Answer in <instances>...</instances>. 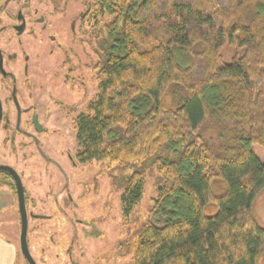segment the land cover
Masks as SVG:
<instances>
[{
    "label": "trees",
    "instance_id": "obj_1",
    "mask_svg": "<svg viewBox=\"0 0 264 264\" xmlns=\"http://www.w3.org/2000/svg\"><path fill=\"white\" fill-rule=\"evenodd\" d=\"M92 1L110 22L96 97L72 123L76 159L150 161L158 176L131 264H264V0ZM143 192L135 171L124 218Z\"/></svg>",
    "mask_w": 264,
    "mask_h": 264
},
{
    "label": "rangeland",
    "instance_id": "obj_2",
    "mask_svg": "<svg viewBox=\"0 0 264 264\" xmlns=\"http://www.w3.org/2000/svg\"><path fill=\"white\" fill-rule=\"evenodd\" d=\"M93 11L95 24L104 28L110 19L97 8ZM79 40L74 48L77 60L71 58V61L77 66V75L83 85L79 83V87L73 86L75 88L70 90V86L62 83L63 70L59 69L60 62L56 60L60 55L56 53L53 72L58 77L48 84L47 95L41 100L50 114L47 127L56 130L50 139L56 147L45 151L47 157L42 159L22 149L0 146V165L13 168L20 176L28 193V214L43 215V220L28 216V247L37 264H131L129 244L147 221L157 196L158 176L150 161L131 166L101 162L81 165L77 161L79 147L72 123L95 99L100 79L92 66L95 63L98 66L100 61L86 46V37L81 36ZM230 52L229 47L223 49L225 60L229 59ZM4 137L0 134V144ZM253 151L264 163V149L255 145ZM56 164L62 167L69 181L51 166ZM42 168H46L43 179L40 176ZM135 171L143 175L144 192L140 203L124 218L119 198L123 182ZM63 185H67V190L62 193ZM253 216L264 226V190L255 200ZM18 235L19 231L14 234L17 244ZM18 264H26L20 251Z\"/></svg>",
    "mask_w": 264,
    "mask_h": 264
},
{
    "label": "flooded vegetation",
    "instance_id": "obj_3",
    "mask_svg": "<svg viewBox=\"0 0 264 264\" xmlns=\"http://www.w3.org/2000/svg\"><path fill=\"white\" fill-rule=\"evenodd\" d=\"M93 8L92 0H0V134L5 135L0 146L3 149H22L43 159L47 157L45 151L56 147L50 141L56 130L48 129L46 121L50 114L41 100L47 95L48 84L58 77L53 72L56 61L63 70V84L70 86V90L81 84L78 68L71 61V58L77 60L74 48L81 36L86 37V46L99 60L105 33L104 28L95 24ZM56 53L60 57L54 61ZM92 66L97 71V63ZM51 166L68 179L60 165ZM43 171L46 173V168L41 169V179ZM6 183L14 187L11 176L0 171V184L7 186ZM67 185H63L62 193ZM10 192L17 203L15 187ZM27 199L24 190L28 231V216L43 220V215L28 214ZM66 199L69 201L70 197Z\"/></svg>",
    "mask_w": 264,
    "mask_h": 264
},
{
    "label": "crops",
    "instance_id": "obj_4",
    "mask_svg": "<svg viewBox=\"0 0 264 264\" xmlns=\"http://www.w3.org/2000/svg\"><path fill=\"white\" fill-rule=\"evenodd\" d=\"M16 208L9 188L0 184V264H18L19 235L17 244L14 234L20 233V219Z\"/></svg>",
    "mask_w": 264,
    "mask_h": 264
},
{
    "label": "water",
    "instance_id": "obj_5",
    "mask_svg": "<svg viewBox=\"0 0 264 264\" xmlns=\"http://www.w3.org/2000/svg\"><path fill=\"white\" fill-rule=\"evenodd\" d=\"M2 115V107L0 102V118ZM0 171L8 173L14 183L15 187V194H16V200H17V208L19 213V219H20V233H19V250L22 255V258L27 264H35L34 260L29 254L28 246H27V214H26V208H25V200H24V190L21 184V181L19 179V176L17 173L8 166L0 165Z\"/></svg>",
    "mask_w": 264,
    "mask_h": 264
}]
</instances>
